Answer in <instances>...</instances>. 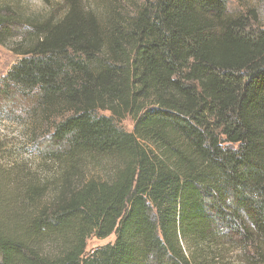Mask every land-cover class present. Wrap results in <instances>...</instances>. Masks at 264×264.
<instances>
[{"label":"trees","instance_id":"trees-1","mask_svg":"<svg viewBox=\"0 0 264 264\" xmlns=\"http://www.w3.org/2000/svg\"><path fill=\"white\" fill-rule=\"evenodd\" d=\"M64 2L0 6V43L29 28L0 99L35 97L55 163L0 164V264H264V28L224 0Z\"/></svg>","mask_w":264,"mask_h":264},{"label":"rangeland","instance_id":"rangeland-1","mask_svg":"<svg viewBox=\"0 0 264 264\" xmlns=\"http://www.w3.org/2000/svg\"><path fill=\"white\" fill-rule=\"evenodd\" d=\"M231 15H254L252 27L264 28V0H224ZM81 7L93 11L105 22L115 12H130L139 0H78ZM7 5L33 23L45 21L50 17L57 20L67 11L64 0H0V6ZM7 13L1 10L0 15ZM8 14V13H7ZM18 15V16H20ZM14 25L11 36L0 43V80L23 57V42L27 41L29 28L25 23ZM21 44V46H19ZM23 52V51H22ZM35 97L25 93L16 98L0 99V164L5 168L26 167L31 173L47 178V172H53L55 163L48 159L49 126L43 123L38 112ZM99 115L110 116L100 111ZM117 121V120H116ZM120 128L130 131L132 122L124 118L118 123ZM114 236L105 239L91 237L87 241V251L106 243L113 242Z\"/></svg>","mask_w":264,"mask_h":264}]
</instances>
